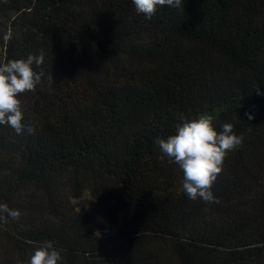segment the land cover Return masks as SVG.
Returning a JSON list of instances; mask_svg holds the SVG:
<instances>
[{
    "label": "trees",
    "instance_id": "trees-1",
    "mask_svg": "<svg viewBox=\"0 0 264 264\" xmlns=\"http://www.w3.org/2000/svg\"><path fill=\"white\" fill-rule=\"evenodd\" d=\"M29 53L43 56L19 94L35 131L0 125V202L21 210L0 222V264L45 241L63 264H264V0H182L148 20L131 0H0V61ZM200 114L242 136L219 203L178 193L153 144ZM85 194L110 243L73 202Z\"/></svg>",
    "mask_w": 264,
    "mask_h": 264
},
{
    "label": "clouds",
    "instance_id": "clouds-1",
    "mask_svg": "<svg viewBox=\"0 0 264 264\" xmlns=\"http://www.w3.org/2000/svg\"><path fill=\"white\" fill-rule=\"evenodd\" d=\"M131 4L137 15L148 20L158 7L180 9L182 0H131ZM42 61V55L31 53L19 59L0 61V125L7 124L17 135L35 131L33 126L22 122L24 113L19 94L34 91L40 84L44 73L35 71L33 65L39 66ZM244 115L248 120L254 119L251 111H245ZM233 127L231 122H224L217 129L211 116L200 114L184 119L166 137L153 138L160 159L166 158L169 163L176 164L182 173L178 193L193 201L219 203L212 185L222 171L224 157L242 143V136L234 132ZM20 215V209L0 202V222H7L8 218L18 220ZM27 264H63L62 250L52 241L42 242L33 249Z\"/></svg>",
    "mask_w": 264,
    "mask_h": 264
},
{
    "label": "rangeland",
    "instance_id": "rangeland-1",
    "mask_svg": "<svg viewBox=\"0 0 264 264\" xmlns=\"http://www.w3.org/2000/svg\"><path fill=\"white\" fill-rule=\"evenodd\" d=\"M73 202L77 204L78 210L91 214L92 223L89 227L95 230L96 235L110 243L113 240L116 227L109 222L104 214L96 210L89 195L85 194L81 199H73Z\"/></svg>",
    "mask_w": 264,
    "mask_h": 264
}]
</instances>
